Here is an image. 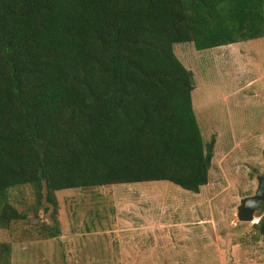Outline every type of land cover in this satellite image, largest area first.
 Returning a JSON list of instances; mask_svg holds the SVG:
<instances>
[{"label": "trees", "instance_id": "1", "mask_svg": "<svg viewBox=\"0 0 264 264\" xmlns=\"http://www.w3.org/2000/svg\"><path fill=\"white\" fill-rule=\"evenodd\" d=\"M260 37L264 0H0V228L27 217L9 201L21 185L52 215L62 189L168 181L198 193L214 140L173 45ZM52 220L45 238L59 235ZM254 227L264 239V215ZM10 252L1 242L0 264Z\"/></svg>", "mask_w": 264, "mask_h": 264}, {"label": "rangeland", "instance_id": "2", "mask_svg": "<svg viewBox=\"0 0 264 264\" xmlns=\"http://www.w3.org/2000/svg\"><path fill=\"white\" fill-rule=\"evenodd\" d=\"M173 51L193 72L203 141L214 140L207 184L198 193L168 181L62 189L55 215L44 199L34 209L31 186L13 187L9 201L27 217L0 228L9 264H264L254 227L264 210L237 217L264 172V37ZM52 218L59 235L45 238Z\"/></svg>", "mask_w": 264, "mask_h": 264}, {"label": "water", "instance_id": "3", "mask_svg": "<svg viewBox=\"0 0 264 264\" xmlns=\"http://www.w3.org/2000/svg\"><path fill=\"white\" fill-rule=\"evenodd\" d=\"M257 181L254 194L243 198L238 207L237 217L240 221L254 219V213L264 203V172L258 177Z\"/></svg>", "mask_w": 264, "mask_h": 264}]
</instances>
